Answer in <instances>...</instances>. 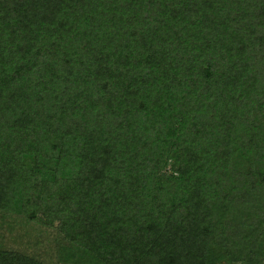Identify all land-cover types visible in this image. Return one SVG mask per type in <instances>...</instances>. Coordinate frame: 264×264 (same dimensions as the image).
Here are the masks:
<instances>
[{
	"label": "trees",
	"instance_id": "obj_1",
	"mask_svg": "<svg viewBox=\"0 0 264 264\" xmlns=\"http://www.w3.org/2000/svg\"><path fill=\"white\" fill-rule=\"evenodd\" d=\"M23 220L56 264H264V0H0V264H50Z\"/></svg>",
	"mask_w": 264,
	"mask_h": 264
},
{
	"label": "rangeland",
	"instance_id": "obj_2",
	"mask_svg": "<svg viewBox=\"0 0 264 264\" xmlns=\"http://www.w3.org/2000/svg\"><path fill=\"white\" fill-rule=\"evenodd\" d=\"M10 228L9 234L17 235V238L6 240L8 246L29 253L45 263L56 264L55 248L60 241V235L54 227L46 228L23 220L20 225Z\"/></svg>",
	"mask_w": 264,
	"mask_h": 264
}]
</instances>
